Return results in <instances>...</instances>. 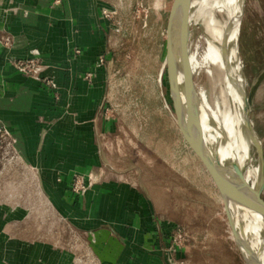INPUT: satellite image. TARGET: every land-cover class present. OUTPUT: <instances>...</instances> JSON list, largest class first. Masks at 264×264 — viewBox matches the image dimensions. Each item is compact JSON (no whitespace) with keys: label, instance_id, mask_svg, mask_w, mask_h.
<instances>
[{"label":"crops","instance_id":"0c3cea01","mask_svg":"<svg viewBox=\"0 0 264 264\" xmlns=\"http://www.w3.org/2000/svg\"><path fill=\"white\" fill-rule=\"evenodd\" d=\"M102 9L100 0H0V149L7 144L14 151L0 153L8 163L0 188L12 165L24 179L19 187L27 184L33 195L27 202L11 195L24 189L6 197L0 190V264H177L185 258L170 249L153 202L104 171L101 143L112 123L102 112ZM34 57L41 60L37 79L17 68ZM57 216L70 244L59 239Z\"/></svg>","mask_w":264,"mask_h":264},{"label":"rangeland","instance_id":"374dc122","mask_svg":"<svg viewBox=\"0 0 264 264\" xmlns=\"http://www.w3.org/2000/svg\"><path fill=\"white\" fill-rule=\"evenodd\" d=\"M100 1L107 29L102 112L105 120L112 123L101 143L106 175L133 183L153 202L154 216L163 222L170 237V249L185 253L177 264H246L233 241L215 183L184 141L172 113L163 64L174 0ZM240 58L248 95L264 71V0L246 3ZM194 82L199 89L210 87L205 74L196 76ZM250 118L264 155V81L254 97ZM12 152L7 144L0 149L2 154ZM7 164L0 160V170ZM253 165L262 166L261 155L256 152ZM8 169L0 188L4 197L24 180L18 178L21 174L12 172V165ZM27 187L20 186L24 193L11 195H21V200L31 202L33 195H29ZM41 216L49 219V212L42 210ZM57 218L54 227L64 242V235L70 232ZM48 230L49 227L47 233Z\"/></svg>","mask_w":264,"mask_h":264},{"label":"bare ground","instance_id":"6f19581e","mask_svg":"<svg viewBox=\"0 0 264 264\" xmlns=\"http://www.w3.org/2000/svg\"><path fill=\"white\" fill-rule=\"evenodd\" d=\"M247 1L193 0L188 46L178 54L167 75L171 99L201 126L207 149L220 168L233 172L236 166L250 189L256 190L262 166L253 165V152L262 155V148L252 121H247V81L240 58ZM202 74L208 77L209 88L196 87L194 78ZM229 210L239 240L264 264V218L232 202ZM231 234L234 241L232 229ZM241 252L251 259L247 251Z\"/></svg>","mask_w":264,"mask_h":264},{"label":"water","instance_id":"95a60500","mask_svg":"<svg viewBox=\"0 0 264 264\" xmlns=\"http://www.w3.org/2000/svg\"><path fill=\"white\" fill-rule=\"evenodd\" d=\"M193 0H174L167 24V40H166V57L163 69L169 71L171 65L175 61L179 53L187 48L189 36L191 33L189 12ZM181 22L179 28L177 23ZM183 23V24H182ZM264 81V71L257 78L247 95V121L251 124L250 112L253 106L254 97ZM171 109L175 118L177 127L189 148L201 161L209 175L211 176L215 186L225 205L226 214L230 227L233 231L234 241L242 254L246 264H262L261 259L256 253L239 240L235 230V221L229 210V202L241 205L252 211L259 213L264 218V155H261L262 175L261 181L256 190H251L241 171L233 166L234 171L221 169L218 162L211 156L207 149L203 129L195 120L189 117L185 111L179 107L173 100ZM196 111V109H195ZM247 251L251 259L243 255L241 251Z\"/></svg>","mask_w":264,"mask_h":264},{"label":"built area","instance_id":"2783aa9c","mask_svg":"<svg viewBox=\"0 0 264 264\" xmlns=\"http://www.w3.org/2000/svg\"><path fill=\"white\" fill-rule=\"evenodd\" d=\"M103 61H101L102 63ZM18 70L27 77L37 79V75L41 71V60L37 57L21 61L17 64Z\"/></svg>","mask_w":264,"mask_h":264}]
</instances>
